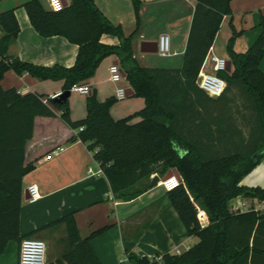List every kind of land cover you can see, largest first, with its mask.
Wrapping results in <instances>:
<instances>
[{"label": "trees", "instance_id": "16d2710c", "mask_svg": "<svg viewBox=\"0 0 264 264\" xmlns=\"http://www.w3.org/2000/svg\"><path fill=\"white\" fill-rule=\"evenodd\" d=\"M232 1L196 0L183 63L178 69L142 65L133 51L137 31L126 36L95 0H70L61 11L47 9L40 0L24 4L42 36L61 35L79 46L78 59L71 67L36 65L11 56L9 46L19 35L20 24L15 9L0 13V253L10 240L21 243L62 224L67 243L61 255L48 264H102L92 240L111 225L84 237L72 212L30 233H21L23 180L35 168L33 161L25 163L27 143L35 136L37 119H61L71 128L83 127L77 138L88 143L113 193L122 200L142 194L154 174L162 177L175 168L183 177V183L167 195L188 234L200 241L183 253L161 257L130 252L133 264H264V211L230 209L231 200L241 195L264 201V188L241 185L264 158V16L262 33L246 51L234 47L240 33L235 30L230 37L227 52L232 69L219 72L227 80L225 92L212 97L197 83L225 17L234 15ZM138 3L134 0L137 12ZM104 34L118 36L120 45L101 42ZM112 55H117L133 96L145 100L142 109L126 117L115 118L111 110L118 103L117 97L101 100L96 88L86 96V116L74 120L70 98L22 94L2 84L6 72L13 70L20 76L62 80L67 92L74 84L96 76L102 61ZM235 98L241 102V111L255 116L256 125L248 139L239 124L233 133L226 119ZM228 132L237 138L233 149L228 146ZM145 180L149 183L139 187ZM198 205L208 212L206 226L197 217Z\"/></svg>", "mask_w": 264, "mask_h": 264}, {"label": "crops", "instance_id": "0c3cea01", "mask_svg": "<svg viewBox=\"0 0 264 264\" xmlns=\"http://www.w3.org/2000/svg\"><path fill=\"white\" fill-rule=\"evenodd\" d=\"M28 1L30 0H0V13L15 9L20 24L19 35L10 44L8 53L36 65L73 66L78 59L79 46L61 35L42 36L34 28L24 7ZM40 1L47 9L51 8L49 0ZM95 2L113 24L123 28L126 36L137 31L133 39V51L142 65L169 69L182 66L196 0H139L138 12L134 0ZM68 3L70 4V0ZM231 8L234 15L225 17L211 50V53L228 60L227 43L235 30L240 33L234 44L239 52L251 47L262 33L264 0H233ZM162 34L171 36L173 54L169 57L172 59L166 66L149 64V54L154 52H143L142 42H158ZM219 39L220 45L217 43ZM101 42L120 45L121 40L116 35L104 34ZM115 61L121 66L117 55L105 58L98 67L96 76L88 81L92 88L97 89L101 100L116 94V84L109 80V67ZM261 65L264 70V60ZM205 70L211 71V65H207ZM51 81L55 82L54 85L47 83L50 80H40L30 74L20 76L13 70H8L2 84L4 88L14 87L22 94L37 92L56 97L64 92V81ZM123 83L128 89L132 88L127 80ZM50 88H53L52 91L47 92ZM86 96L81 103V118L87 113ZM124 100L129 102L116 107ZM238 103H241L240 100L232 99L226 119L228 125L234 128L233 133L236 132L235 126L239 124L248 139L252 127L256 125L255 116L241 111ZM117 104L111 110L112 115L122 118L142 109L145 100L132 94L118 100ZM70 106L72 118L79 119V116H75L71 99ZM114 110L118 116H115ZM78 132V129L65 125L61 119H37L35 136L26 147L25 163L27 165L33 161L35 168L23 180L25 190L20 216L22 235L72 212H75L76 222L84 237L94 230L111 225L106 232L92 240L94 251L102 264H133L129 260L130 252L149 258L161 257L166 253L180 254L200 241L199 237L188 234L167 191L161 186H148L142 194L131 200L116 197L101 164L94 158V152L89 150L88 143L77 138ZM228 134V146L233 149L237 138L236 135L231 136L230 132ZM32 184H36L41 193V198L36 202H30L29 196L26 197V191L29 193V186ZM241 185L264 188V158L243 178ZM232 203H243L244 211H264V201L257 198H245L241 195L232 199ZM59 232H66L65 225L50 227L35 237L52 240ZM19 254L20 242L10 240L6 250L0 253V264H19ZM58 256L48 260V263Z\"/></svg>", "mask_w": 264, "mask_h": 264}, {"label": "built area", "instance_id": "2783aa9c", "mask_svg": "<svg viewBox=\"0 0 264 264\" xmlns=\"http://www.w3.org/2000/svg\"><path fill=\"white\" fill-rule=\"evenodd\" d=\"M50 9L53 11H61L65 9L64 0H49ZM171 43V36L169 34H162L158 40V53L162 57L171 56L173 54ZM212 47L210 48L208 55L206 56L202 68L199 73L197 83L199 87L209 96L219 97L226 89L227 80L219 75V72L227 70L228 58L217 56L211 53ZM211 65L212 70L206 71L207 65ZM109 80L116 84V94L118 100H123L127 98L128 86L124 85L126 77L122 74V67L119 64L113 63L109 67ZM71 92H78L83 95H88L92 93V87L88 82L77 83L70 89ZM47 99L45 100V102ZM83 130L81 126L78 131ZM62 149V148H61ZM155 175V174H154ZM152 175V177L154 176ZM183 181L173 174L172 176L166 177L162 176L158 184L166 191H171L179 187ZM29 198L30 202H36L41 198V193L39 187L36 184L29 186ZM230 209L233 212L244 211L245 205L243 203L235 204L230 202ZM208 212L197 207V217L202 226H206L208 222ZM179 252V251H178ZM179 254V253H178ZM19 264H48L47 259V245L46 242L39 237H27L20 243V254H19Z\"/></svg>", "mask_w": 264, "mask_h": 264}, {"label": "rangeland", "instance_id": "374dc122", "mask_svg": "<svg viewBox=\"0 0 264 264\" xmlns=\"http://www.w3.org/2000/svg\"><path fill=\"white\" fill-rule=\"evenodd\" d=\"M217 43H219V45H220V39ZM171 59L172 58L169 56L162 57L159 55L158 52H154V53L149 54L148 63L154 64V65L166 66ZM47 83H49V84L52 83L54 85L55 82L50 80V82H47ZM52 89L53 88L47 89L48 90L47 92L52 91ZM84 96L85 95H83V93L80 94L78 92H72V97L70 98L72 101V104L74 105V108H75L74 109L75 116H79L78 118H81V116H82V115H80V109H82L81 103L84 100ZM128 102H129V100L120 101L116 107H118L119 105L122 106L123 104L128 103ZM83 110H84V107H83ZM114 114H115V116H118L117 115L118 113L116 112V110H114ZM138 119L139 118L135 119L134 121H137ZM147 182L148 181H146V180L143 181L142 183H140L139 187L145 186L147 184ZM150 183H151V181H150ZM150 183H149V185H150ZM44 241L46 242V245H47V259L50 260V259L55 258L58 255H61L62 248L67 243V234H66V232H59L55 237L52 238V240L48 239V240H44Z\"/></svg>", "mask_w": 264, "mask_h": 264}, {"label": "water", "instance_id": "95a60500", "mask_svg": "<svg viewBox=\"0 0 264 264\" xmlns=\"http://www.w3.org/2000/svg\"><path fill=\"white\" fill-rule=\"evenodd\" d=\"M64 3H65V6H68L69 3H68V0H64ZM141 50L143 52H158V42H149V41H143L142 42V45H141ZM115 64H118V61H115L114 62ZM231 67H232V62L231 60L229 59L228 60V63H227V70L230 71L231 70ZM122 74L123 76L126 77V73L125 71L122 69ZM127 97L134 94V90L132 88H129L128 91H127ZM72 92L70 90H68L67 92H62L60 95L56 96L55 98L56 99H68L70 98ZM173 174H175L180 181H183V177L182 175L180 174V172L177 170V169H172L171 171H169L165 176L166 177H169V176H172ZM161 177L159 175H154L152 177V181L149 185V187H154V186H157L158 184V181ZM29 196V193L26 191V197Z\"/></svg>", "mask_w": 264, "mask_h": 264}]
</instances>
